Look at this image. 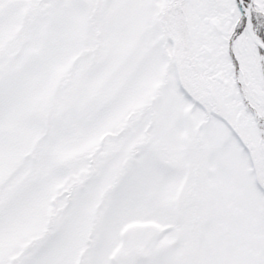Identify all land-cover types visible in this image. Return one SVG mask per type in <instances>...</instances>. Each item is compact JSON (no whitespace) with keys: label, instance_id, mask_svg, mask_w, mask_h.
<instances>
[{"label":"snow or ice","instance_id":"obj_1","mask_svg":"<svg viewBox=\"0 0 264 264\" xmlns=\"http://www.w3.org/2000/svg\"><path fill=\"white\" fill-rule=\"evenodd\" d=\"M0 264H264V0H0Z\"/></svg>","mask_w":264,"mask_h":264}]
</instances>
